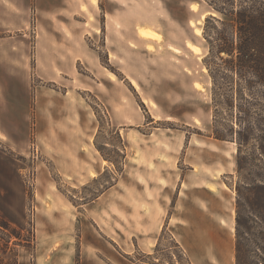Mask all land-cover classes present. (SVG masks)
<instances>
[{
    "label": "rangeland",
    "instance_id": "obj_1",
    "mask_svg": "<svg viewBox=\"0 0 264 264\" xmlns=\"http://www.w3.org/2000/svg\"><path fill=\"white\" fill-rule=\"evenodd\" d=\"M72 1L67 23L0 28L10 102L27 107L26 122L0 121V220L13 227L0 222V262L77 264L95 245L106 264H224L193 235L205 216L235 264L237 210L253 241L264 225L235 143L212 133L198 21L214 13L201 0H97L94 20L90 0Z\"/></svg>",
    "mask_w": 264,
    "mask_h": 264
},
{
    "label": "trees",
    "instance_id": "obj_2",
    "mask_svg": "<svg viewBox=\"0 0 264 264\" xmlns=\"http://www.w3.org/2000/svg\"><path fill=\"white\" fill-rule=\"evenodd\" d=\"M202 2L215 13L202 25L208 49L203 66L211 86L212 133L217 141L235 143L242 188L254 197L249 214L264 225V0ZM239 210L235 264H264V236L259 242L249 237L251 226ZM250 220L257 223L251 216ZM0 222L5 230L13 229L9 222Z\"/></svg>",
    "mask_w": 264,
    "mask_h": 264
},
{
    "label": "crops",
    "instance_id": "obj_3",
    "mask_svg": "<svg viewBox=\"0 0 264 264\" xmlns=\"http://www.w3.org/2000/svg\"><path fill=\"white\" fill-rule=\"evenodd\" d=\"M85 6V5H84ZM73 1L72 0H0V28L5 25H14L19 27H27L34 20V23H40L44 25L52 24H64L67 20L73 18ZM92 11L98 10L97 7L92 4L88 5V9ZM81 14L85 17V13L81 11ZM70 14V16H69ZM97 13H93L94 20ZM69 16V17H68ZM85 24H88L87 22ZM112 25H114L112 23ZM15 70L13 69V72ZM53 72L50 75H46L44 79L48 82H52ZM38 77L43 79L41 73H38ZM13 77L10 76L9 70L0 69V97L5 100V106L0 107V121L5 119L4 117H19L23 122H26L27 107L24 104L11 103L8 94L10 80ZM43 79V80H44ZM201 220L192 223L193 235L199 241L200 246H209L213 248L214 253L217 251V259L222 263V258L226 256L224 264H228V256L230 245L225 232L219 230L215 226L208 224V220L205 216L200 217ZM193 219V218H192ZM95 251L92 252L93 256H85V245L80 249V256L78 257L77 264H106L97 255L99 254V247L93 245ZM232 256V255H231ZM231 257L229 256V259ZM74 258L71 259L70 264H74Z\"/></svg>",
    "mask_w": 264,
    "mask_h": 264
},
{
    "label": "bare ground",
    "instance_id": "obj_4",
    "mask_svg": "<svg viewBox=\"0 0 264 264\" xmlns=\"http://www.w3.org/2000/svg\"><path fill=\"white\" fill-rule=\"evenodd\" d=\"M90 2H91V4L95 7V9H96V7H97V0H90ZM85 12H86V7H85ZM210 12H212V13H214L213 11H211L210 10ZM209 12H207V13H205V14H203V16H202V18L198 21V24H201V23H203V20L205 19V17H206V15L208 14ZM214 15H215V13H214ZM90 16V15H89ZM196 33L198 34V35H202V30H201V28H197L196 29ZM138 34H139V36L140 37H142V38H148V39H155V40H160V36H159V34L158 33H156L154 30H152L151 28H148V27H142V28H139V32H138ZM203 39V38H202ZM148 49H149V51H152L153 50V48L151 47V46H149L148 47ZM195 49L193 48V51H194ZM109 57H111V54H109ZM204 72H206L207 73V70H206V68L204 67L203 69H202ZM130 82H131V85L135 88V89H137V90H139V85L137 84V82L136 81H134V80H130ZM208 84H209V86H210V83H209V81H208ZM208 189L209 190H213V187H211V186H208Z\"/></svg>",
    "mask_w": 264,
    "mask_h": 264
}]
</instances>
